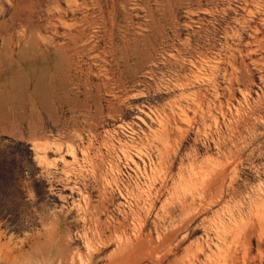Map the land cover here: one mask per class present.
Instances as JSON below:
<instances>
[{
  "label": "rangeland",
  "instance_id": "1",
  "mask_svg": "<svg viewBox=\"0 0 264 264\" xmlns=\"http://www.w3.org/2000/svg\"><path fill=\"white\" fill-rule=\"evenodd\" d=\"M57 250L264 264V0H0V264Z\"/></svg>",
  "mask_w": 264,
  "mask_h": 264
},
{
  "label": "bare ground",
  "instance_id": "2",
  "mask_svg": "<svg viewBox=\"0 0 264 264\" xmlns=\"http://www.w3.org/2000/svg\"><path fill=\"white\" fill-rule=\"evenodd\" d=\"M58 251V252H57ZM56 252H54L53 254H51V253H49L48 254V256H46L45 258H42V263H40V264H46V262H47V264H51V262L53 261L54 262V260L53 259H57V258H55V257H60L61 256V252H59V250H57ZM43 256V255H42ZM23 257V256H22ZM63 257H64V255H63ZM92 258V257H91ZM26 259V258H25ZM52 260V261H51ZM51 261V262H50ZM74 261V260H73ZM75 262V261H74ZM37 263V262H36ZM54 264V263H53Z\"/></svg>",
  "mask_w": 264,
  "mask_h": 264
}]
</instances>
